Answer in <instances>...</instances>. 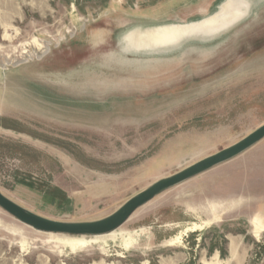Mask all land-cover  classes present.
I'll list each match as a JSON object with an SVG mask.
<instances>
[{
	"label": "rangeland",
	"instance_id": "374dc122",
	"mask_svg": "<svg viewBox=\"0 0 264 264\" xmlns=\"http://www.w3.org/2000/svg\"><path fill=\"white\" fill-rule=\"evenodd\" d=\"M223 1L0 0V191L96 222L263 126L264 0L215 32L137 39ZM0 264H264V140L107 236L37 232L0 208Z\"/></svg>",
	"mask_w": 264,
	"mask_h": 264
},
{
	"label": "water",
	"instance_id": "95a60500",
	"mask_svg": "<svg viewBox=\"0 0 264 264\" xmlns=\"http://www.w3.org/2000/svg\"><path fill=\"white\" fill-rule=\"evenodd\" d=\"M264 140V125L237 144L218 152L152 186L127 201L111 216L96 222L65 223L43 218L18 205L0 191V208L37 232L74 237H93L111 234L124 226L142 207L161 194L176 188L220 165L228 163Z\"/></svg>",
	"mask_w": 264,
	"mask_h": 264
},
{
	"label": "bare ground",
	"instance_id": "6f19581e",
	"mask_svg": "<svg viewBox=\"0 0 264 264\" xmlns=\"http://www.w3.org/2000/svg\"><path fill=\"white\" fill-rule=\"evenodd\" d=\"M248 13V5L243 1V0H224L218 7L216 12H214L211 16L207 17L206 19L203 20H198L195 22H192L190 24L184 25V26H176V27H168L165 30L161 31V32H148L146 33V35H141L138 36V40H144L146 41L148 44H154V43H162L165 42L167 39H176L178 37H182L185 36L187 34L190 33H200V32H215L218 30H221L223 28H225L228 25H231L234 22H237L241 19H243ZM131 39V38H130ZM222 45V44H221ZM220 45V46H221ZM140 47V46H139ZM141 48V47H140ZM219 48V47H218ZM194 51V50H193ZM216 51V50H215ZM191 52V51H190ZM188 53V52H187ZM193 53V52H192ZM195 53V52H194ZM200 54V53H199ZM208 54V53H206ZM212 54V53H211ZM209 54V55H211ZM183 55V54H182ZM205 55V54H202ZM216 55V54H215ZM192 56V55H191ZM195 56V55H194ZM188 57V56H187ZM190 57V55H189ZM188 57V58H189ZM197 57V56H195ZM184 58V57H183ZM186 58V59H188ZM185 59V58H184ZM185 59V61H186ZM195 59V58H194ZM153 60V59H152ZM173 60V59H172ZM150 61V60H149ZM191 61V60H190ZM194 61V60H193ZM148 61H146L147 63ZM151 62V61H150ZM149 62V63H150ZM153 62V61H152ZM151 62V63H152ZM170 62V61H169ZM189 62V60H188ZM146 64V65H149ZM187 63V62H186ZM185 63V64H186ZM199 63V62H198ZM143 65V64H142ZM222 65V64H221ZM224 65V64H223ZM229 65V64H228ZM218 66V65H217ZM142 68V67H141ZM148 68V67H147ZM145 69V68H144ZM212 70V68H210ZM221 69V68H220ZM206 70V69H203ZM215 70V69H214ZM209 71V70H208ZM197 72V71H196ZM203 72V71H202ZM201 72V73H202ZM205 73L207 72L204 71ZM203 72V74H205ZM210 72V71H209ZM199 73V72H198ZM199 73V74H201ZM195 74V73H194ZM208 74V73H206ZM141 75V74H140ZM192 76V75H191ZM197 76V75H196ZM199 76V75H198ZM188 77V76H187ZM140 78V77H139ZM184 78H181V80ZM179 80V79H178ZM168 82H170V79L167 80ZM184 81V80H183ZM226 81V80H225ZM164 81H162L163 83ZM117 83V81L115 82V84ZM121 83V82H119ZM127 83V81H126ZM125 84V83H124ZM124 84L122 86H124ZM130 84V82H129ZM127 84V85H129ZM132 84V83H131ZM166 84V81L165 83ZM162 84V85H163ZM136 85V84H135ZM138 85V84H137ZM141 85V84H140ZM175 85V84H174ZM173 85V86H174ZM117 86V84H116ZM121 86V85H120ZM132 86V85H131ZM147 86V85H146ZM150 86V85H148ZM156 86L155 84L153 85V87ZM159 86V85H158ZM178 86V85H177ZM142 87V86H141ZM163 87H167V86H163ZM169 87V86H168ZM167 87V88H168ZM136 88V87H135ZM143 88V87H142ZM149 88V87H148ZM166 88V89H167ZM90 89V88H89ZM88 89V90H89ZM125 89V88H124ZM155 89V88H154ZM164 89V88H163ZM172 89V88H171ZM63 90V89H62ZM91 91L92 88L90 89ZM146 90V89H145ZM148 90V89H147ZM165 90V89H164ZM156 91V89H155ZM158 91V90H157ZM156 91V92H157ZM166 91V90H165ZM86 92V91H85ZM84 92V94H86ZM95 92V91H94ZM116 92V91H114ZM126 92V91H125ZM151 92V91H150ZM154 93V91H152ZM117 93V92H116ZM122 93V92H121ZM70 94H74V93H70ZM76 94V93H75ZM97 94V92H96ZM102 94V92H101ZM100 94V95H101ZM113 94V93H112ZM111 94V95H112ZM123 94V93H122ZM126 94V93H125ZM131 94V93H130ZM147 94V93H146ZM145 94V95H146ZM152 94V93H151ZM63 95V94H62ZM91 95V94H90ZM99 95V93L97 94V96ZM124 95V94H123ZM128 95V94H126ZM136 95V94H135ZM140 94L138 93L137 96H139ZM142 95V94H141ZM150 95V94H149ZM89 96V95H88ZM104 96V95H102ZM109 96V95H108ZM113 96V95H112ZM136 96V97H137ZM74 97V96H73ZM83 97V95H82ZM132 97V96H131ZM78 98V97H77ZM138 98V97H137ZM145 98V97H144ZM91 99V98H90ZM93 99V98H92ZM138 100V99H137ZM169 104V103H168ZM116 232V231H115ZM114 233V232H113ZM112 234V233H111ZM55 235V234H54ZM110 235V234H108ZM103 236H107V235H103ZM103 236H93V237H103ZM80 237H84V236H80Z\"/></svg>",
	"mask_w": 264,
	"mask_h": 264
},
{
	"label": "trees",
	"instance_id": "16d2710c",
	"mask_svg": "<svg viewBox=\"0 0 264 264\" xmlns=\"http://www.w3.org/2000/svg\"><path fill=\"white\" fill-rule=\"evenodd\" d=\"M213 250V249H212ZM222 254H225V251L222 250Z\"/></svg>",
	"mask_w": 264,
	"mask_h": 264
}]
</instances>
